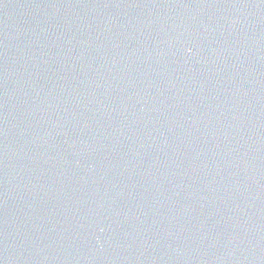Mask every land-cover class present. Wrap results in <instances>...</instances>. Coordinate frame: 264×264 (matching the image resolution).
Instances as JSON below:
<instances>
[{
	"label": "water",
	"instance_id": "1",
	"mask_svg": "<svg viewBox=\"0 0 264 264\" xmlns=\"http://www.w3.org/2000/svg\"><path fill=\"white\" fill-rule=\"evenodd\" d=\"M0 264H264V0H0Z\"/></svg>",
	"mask_w": 264,
	"mask_h": 264
}]
</instances>
